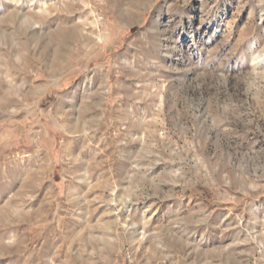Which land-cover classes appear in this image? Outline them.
Returning a JSON list of instances; mask_svg holds the SVG:
<instances>
[{
	"label": "rangeland",
	"instance_id": "obj_1",
	"mask_svg": "<svg viewBox=\"0 0 264 264\" xmlns=\"http://www.w3.org/2000/svg\"><path fill=\"white\" fill-rule=\"evenodd\" d=\"M0 264H264V0H0Z\"/></svg>",
	"mask_w": 264,
	"mask_h": 264
}]
</instances>
